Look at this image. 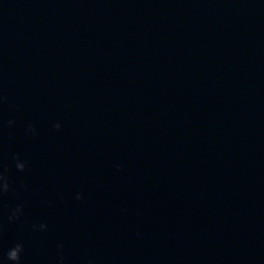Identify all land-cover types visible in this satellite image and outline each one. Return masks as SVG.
I'll return each instance as SVG.
<instances>
[{"label": "water", "instance_id": "95a60500", "mask_svg": "<svg viewBox=\"0 0 264 264\" xmlns=\"http://www.w3.org/2000/svg\"><path fill=\"white\" fill-rule=\"evenodd\" d=\"M0 264H264V0H0Z\"/></svg>", "mask_w": 264, "mask_h": 264}, {"label": "clouds", "instance_id": "9594fccd", "mask_svg": "<svg viewBox=\"0 0 264 264\" xmlns=\"http://www.w3.org/2000/svg\"><path fill=\"white\" fill-rule=\"evenodd\" d=\"M59 127V125H58ZM5 188H6V185H5ZM10 258L13 259V260H18L19 259V252L18 250H13L10 254Z\"/></svg>", "mask_w": 264, "mask_h": 264}]
</instances>
